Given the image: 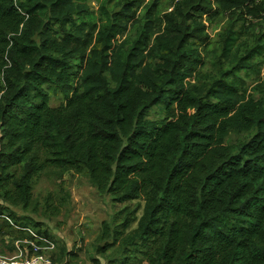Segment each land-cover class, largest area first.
Wrapping results in <instances>:
<instances>
[{
    "label": "trees",
    "instance_id": "trees-1",
    "mask_svg": "<svg viewBox=\"0 0 264 264\" xmlns=\"http://www.w3.org/2000/svg\"><path fill=\"white\" fill-rule=\"evenodd\" d=\"M93 1L0 0V242L57 247L14 209L75 173L126 204L94 264H264V0Z\"/></svg>",
    "mask_w": 264,
    "mask_h": 264
},
{
    "label": "rangeland",
    "instance_id": "rangeland-1",
    "mask_svg": "<svg viewBox=\"0 0 264 264\" xmlns=\"http://www.w3.org/2000/svg\"><path fill=\"white\" fill-rule=\"evenodd\" d=\"M150 1L152 0H145L144 5L146 6ZM170 2L171 0L161 1L163 12L167 10ZM90 3L91 7L95 10L98 9L96 2H92L91 0ZM141 10L142 8L138 12ZM248 19L250 20L251 18ZM251 20L254 21L253 23L259 25L258 32L261 30V27H263L262 32H264V26H261L260 22L257 23V19ZM228 22L225 17L217 16L207 23L209 26L208 32L213 40L217 38V34L224 29ZM236 26L239 27V24L237 23ZM211 50L207 56L208 60L212 59L217 52V50L214 52ZM261 79H264V66L262 67ZM259 82L256 80V77L251 78L248 81L249 89ZM64 97V93L62 92L58 96L54 95L50 99V106L57 107L62 105L65 101ZM149 117L151 119H158L161 117V114L154 108ZM33 192L34 200L39 205L37 214H27L22 209L14 210L20 216L29 215L36 222L42 223L43 228L57 242V247L54 245L53 250H45L49 258L59 252L58 247L65 246L68 251L75 253V257L70 264H94L92 257H95L101 263H106L105 258L96 253V247L102 245L98 240L99 234L101 233L103 224L105 222L113 224L116 213L124 208L126 204H115L109 195L100 193L86 175H77L75 173L66 174L61 178L44 176L33 184ZM62 196L66 197L65 200H61ZM136 203L138 201H134L132 207H135ZM141 212L138 213V218ZM136 225L137 222L132 224L128 231L135 229ZM6 257L10 256L6 255ZM70 258L72 259L71 256Z\"/></svg>",
    "mask_w": 264,
    "mask_h": 264
},
{
    "label": "built area",
    "instance_id": "built-area-1",
    "mask_svg": "<svg viewBox=\"0 0 264 264\" xmlns=\"http://www.w3.org/2000/svg\"><path fill=\"white\" fill-rule=\"evenodd\" d=\"M24 231L33 235L35 240L13 241L16 247L14 255L6 257L0 252V264H55L45 252L46 249L53 250L55 244L47 238L37 236L28 228H25ZM38 242H42V244H38Z\"/></svg>",
    "mask_w": 264,
    "mask_h": 264
},
{
    "label": "crops",
    "instance_id": "crops-1",
    "mask_svg": "<svg viewBox=\"0 0 264 264\" xmlns=\"http://www.w3.org/2000/svg\"><path fill=\"white\" fill-rule=\"evenodd\" d=\"M12 239L9 237V236H5L3 238V242H0V252L3 254V255H7V256H11L14 252L10 251L8 246L9 244H12L14 245V243H10Z\"/></svg>",
    "mask_w": 264,
    "mask_h": 264
}]
</instances>
